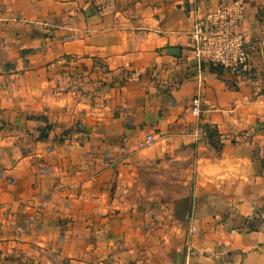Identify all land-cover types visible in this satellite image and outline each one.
Here are the masks:
<instances>
[{
    "label": "crops",
    "instance_id": "0c3cea01",
    "mask_svg": "<svg viewBox=\"0 0 264 264\" xmlns=\"http://www.w3.org/2000/svg\"><path fill=\"white\" fill-rule=\"evenodd\" d=\"M223 1L0 0V264H264V0L199 81Z\"/></svg>",
    "mask_w": 264,
    "mask_h": 264
},
{
    "label": "built area",
    "instance_id": "2783aa9c",
    "mask_svg": "<svg viewBox=\"0 0 264 264\" xmlns=\"http://www.w3.org/2000/svg\"><path fill=\"white\" fill-rule=\"evenodd\" d=\"M247 9L246 0H226L206 13H202L198 3L190 8V49L200 69L199 81L202 80L203 65L218 66L227 73L237 75L250 64L252 48L241 26ZM202 108V97L198 93L192 99L191 112L199 117ZM61 139L67 145L72 143L70 134H64ZM156 141L155 134L148 135L147 144ZM193 231H197L195 226Z\"/></svg>",
    "mask_w": 264,
    "mask_h": 264
},
{
    "label": "trees",
    "instance_id": "16d2710c",
    "mask_svg": "<svg viewBox=\"0 0 264 264\" xmlns=\"http://www.w3.org/2000/svg\"><path fill=\"white\" fill-rule=\"evenodd\" d=\"M40 137H41V138H45V137H47V134L44 133V132H42Z\"/></svg>",
    "mask_w": 264,
    "mask_h": 264
}]
</instances>
